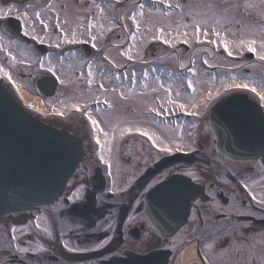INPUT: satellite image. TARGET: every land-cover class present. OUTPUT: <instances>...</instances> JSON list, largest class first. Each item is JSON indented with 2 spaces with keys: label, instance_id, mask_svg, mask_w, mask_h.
Returning a JSON list of instances; mask_svg holds the SVG:
<instances>
[{
  "label": "flooded vegetation",
  "instance_id": "flooded-vegetation-1",
  "mask_svg": "<svg viewBox=\"0 0 264 264\" xmlns=\"http://www.w3.org/2000/svg\"><path fill=\"white\" fill-rule=\"evenodd\" d=\"M39 11V0H0V56L3 55L5 64L9 57H15L22 65L17 76L31 81L45 73L37 63H31L36 57L32 54L34 47L46 34L40 29ZM9 16L20 21L21 34L28 38L26 53L22 42L1 32V24ZM14 76L13 72H0V79ZM261 108L264 112V103ZM65 118L59 127L81 138L85 149L83 162L54 209L39 208L30 215L2 219L0 264H99L160 251H169L167 264H174L175 255L194 241L195 257L205 264H264V156L256 161L225 160L215 153L211 134L200 130L191 152L197 160L189 167L175 165L163 171L126 204L122 197L127 188L161 159L148 150L151 141L147 136L128 134L114 140L106 158L101 159V146L94 152L97 137L82 118L78 114ZM154 145L159 153L166 148L161 140ZM120 163L138 174L124 191L116 192L103 174L100 181L92 183L98 168L119 170ZM174 174L190 175L203 188V197L192 203L186 225L173 237L161 239L142 217L143 196L147 189ZM86 200L94 201V209L102 210L103 217L96 219L87 207L84 212L90 220L81 225H66L58 213Z\"/></svg>",
  "mask_w": 264,
  "mask_h": 264
},
{
  "label": "rangeland",
  "instance_id": "rangeland-1",
  "mask_svg": "<svg viewBox=\"0 0 264 264\" xmlns=\"http://www.w3.org/2000/svg\"><path fill=\"white\" fill-rule=\"evenodd\" d=\"M80 1V5L76 6L72 0H50V5L54 10L56 19L55 25L60 28L61 25L66 26L68 34H73V32L69 31H75L77 26L84 22L86 18L93 17L91 12L95 8L91 7L88 8V10H83V7H85L84 1L87 0ZM41 2L43 3V0ZM163 2L168 5H170L171 2H175L178 6L182 7L181 12L176 13L174 11H170L163 14V12L154 9L152 6L142 4L143 2H139V4H137V8L139 7V9H141H138V13L132 17L130 16L131 14L127 13V5L123 6L121 9L124 17L123 19H125L129 25L135 24L136 42L139 40L140 46L135 47L134 53L136 56H139L140 60H142L145 54V52H143L146 48L144 47L145 39L147 42L153 40L155 42L162 41L164 46H155L149 49L150 51L148 54L155 55L156 57L152 58L150 56L153 59V65L156 64L163 69H166V67L178 68L186 66L188 60H191L194 63L196 69L198 64H200L202 61H206L209 65L211 62V65L220 67L223 70L230 69V81H226V78H224L223 75L218 81V85H221L220 87H226L230 85V88H236L235 85L237 84H248L249 88L258 86L256 76L257 72L261 70L260 63L256 60L253 63L245 64V67L250 68L251 71L248 74H244L242 71L243 67L240 66L241 63L231 59V56H240L243 52L247 51L246 48L236 46L241 39H255L257 41L256 47L259 50L260 42L264 41V25L261 24L260 21L261 19L264 20V15H262V13H264V0H164ZM120 6H122V4ZM79 10L82 12V14L78 16ZM107 11L108 8L106 7L101 11L102 24L106 21V25H110L112 21L110 20V15L107 13ZM95 13L98 14L96 11ZM58 18L59 21H57ZM196 24H199L201 27L199 40H197L195 33ZM123 28L124 31L127 30V27ZM213 29L221 34L220 39H209V34ZM106 31L107 30L104 32ZM205 31H207V37H205L203 34ZM221 38L226 39L229 42L232 55H229L228 53L226 57L220 55V53H222L221 49H224L223 44L221 43ZM50 39L53 43H56L58 46H60L70 38L68 35L66 38H62V36L51 35ZM165 40L169 42L165 43ZM207 40L215 41V52L211 51V46L213 43L207 45ZM184 41H187V43ZM180 42H183L189 46V51L187 53H184L177 48V44ZM123 43L124 40L118 46L122 45ZM110 45L111 43L106 45L104 50L105 52L112 49ZM124 52H127V50ZM2 56L3 55L0 56V64L3 65V67H1L2 72H16L18 70L16 58L11 59L8 64H3ZM46 59L47 60L44 61L43 65L49 70L55 71L60 82V89L57 91L55 98L42 101L43 106L46 107L47 110H53L57 113H64L68 106L82 105L91 98L98 97L105 98L109 103L115 104L113 106L115 111H120V102L115 101L116 99L114 98L113 93L109 94L104 90L105 87L99 85L100 81L98 79L94 80L90 86L87 84V82H85V84H81L80 80L76 77L73 76L72 79L69 78L67 73L68 69L63 63L53 59L51 56H49V59ZM149 60L150 58H147L145 61ZM195 69L191 71L189 82L190 85H193L198 92V88L202 90V87H206V84H209V82L199 77H193ZM170 74H172V72ZM152 78L154 77L148 79L150 84L146 82L141 85L146 86V88H150L147 93L142 95L145 97V100L150 99L154 93V90H156L157 96L160 99L167 100V102L174 104L176 107L181 105L187 107L192 100L199 101V94L195 96H188L186 94L179 93L177 91L178 87L175 82L170 80L161 81L160 79L156 78L153 80ZM12 81L18 86V88L21 90L23 89L31 96H34L31 91L32 84L29 82V80L16 76V78ZM204 93L206 94L205 91ZM17 97L20 98V95L17 94ZM27 107L36 113L35 107L37 108L39 105L36 102H33L32 105H27ZM39 109L42 110L40 107ZM44 111L45 110H43V112ZM97 115L100 114L96 112L94 116L98 117ZM115 131H113V128L111 127L108 128L107 134L109 138H111V135H113ZM170 132V135L167 134L168 137L175 138L176 132ZM181 144H183V141L182 143H175V145ZM111 145V143H107L106 149ZM185 146L186 145L184 144L183 149L187 147ZM186 149L189 150L188 147ZM104 158H106V154L104 155ZM124 170H126V168H124ZM113 172L115 173L114 170ZM114 173L110 175L113 179L111 182V187L114 190H122L123 187H125L127 183L133 178L130 172H124L123 174L122 171L120 174ZM124 180H126V182Z\"/></svg>",
  "mask_w": 264,
  "mask_h": 264
},
{
  "label": "water",
  "instance_id": "water-1",
  "mask_svg": "<svg viewBox=\"0 0 264 264\" xmlns=\"http://www.w3.org/2000/svg\"><path fill=\"white\" fill-rule=\"evenodd\" d=\"M46 85H49L48 89L52 93L54 81L47 80ZM39 93L44 97L49 95L46 91ZM235 103L246 102L242 98H233L224 104ZM220 116L218 126L215 125L217 139L221 137L222 140L219 146L224 142L229 145L228 140H225L226 135L218 130L219 124L226 119L222 114ZM237 119L243 120L242 117H232L230 122L236 123ZM239 126L242 128V122ZM241 128L238 127V130L244 133ZM240 155L246 158V155ZM81 157L78 140L64 131L46 127L32 119L0 85V219L6 214L29 212L35 207L53 203ZM178 182L182 181L174 178L169 181L167 188L152 191L148 197L149 203L159 200V208L163 209L158 210L157 218L169 225L173 224L172 229L182 224L187 215L188 201L184 203L178 197ZM183 183L178 188L187 185ZM180 205L185 209L181 215L174 210ZM176 214L178 220L173 218Z\"/></svg>",
  "mask_w": 264,
  "mask_h": 264
},
{
  "label": "snow or ice",
  "instance_id": "snow-or-ice-1",
  "mask_svg": "<svg viewBox=\"0 0 264 264\" xmlns=\"http://www.w3.org/2000/svg\"><path fill=\"white\" fill-rule=\"evenodd\" d=\"M262 15H264V13H262ZM37 16H39V14H37ZM45 27H47V25H45ZM213 32L218 38L220 37V33L215 31V29H213ZM195 33H196L197 40H199V36H200V33H201V27H200L199 24L195 25ZM203 34H204L205 37H207V31H205ZM168 42L169 41L165 40V43H168ZM184 42L187 43V41H184ZM209 42L210 43H215V41H209ZM221 43L223 44L224 50L227 51L229 55H232V51L230 49L229 42L226 39L221 38ZM256 44H257V41L255 39H249V40L241 39L236 46L237 47H241V48H246L248 52L257 55L259 60L264 61V41L260 42L259 50L257 49ZM93 46H95V45H93ZM235 87L236 88L248 89V90L256 93L258 96H260L261 100H264V95H260V93H258L256 91L255 87L249 88L248 84H242V85L241 84H237V85H235ZM181 107H184V105H181ZM89 119L91 120V123H92L93 126L98 127V123H97V121L95 119H92L91 117H89ZM138 131H140V130L138 129ZM142 134L148 135V133H146V132H144ZM149 139H153V137L149 136ZM97 143H100V141L97 140ZM163 150L164 151H169V149H167V148H165Z\"/></svg>",
  "mask_w": 264,
  "mask_h": 264
},
{
  "label": "bare ground",
  "instance_id": "bare-ground-1",
  "mask_svg": "<svg viewBox=\"0 0 264 264\" xmlns=\"http://www.w3.org/2000/svg\"><path fill=\"white\" fill-rule=\"evenodd\" d=\"M19 94L22 96V99L23 101L26 103V104H29L31 105L33 102H36L39 107L43 110L44 109V106H43V103H42V100L38 97H34V96H31L28 92L26 91H23L21 90L19 92ZM192 254V249H188L186 250L181 256H179V261H183V262H186L184 264H190V261L192 260V258H189L188 261H185L183 259L187 258L188 255H191Z\"/></svg>",
  "mask_w": 264,
  "mask_h": 264
}]
</instances>
